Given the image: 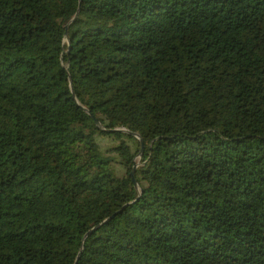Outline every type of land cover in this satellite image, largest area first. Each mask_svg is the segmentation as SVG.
<instances>
[{"label":"trees","instance_id":"16d2710c","mask_svg":"<svg viewBox=\"0 0 264 264\" xmlns=\"http://www.w3.org/2000/svg\"><path fill=\"white\" fill-rule=\"evenodd\" d=\"M0 264H264V0H0Z\"/></svg>","mask_w":264,"mask_h":264},{"label":"water","instance_id":"95a60500","mask_svg":"<svg viewBox=\"0 0 264 264\" xmlns=\"http://www.w3.org/2000/svg\"><path fill=\"white\" fill-rule=\"evenodd\" d=\"M95 122H96V124H97V126L100 128V129H103L102 127H101V125H100V123L97 121V120H95ZM123 131H126V130H124V129H122ZM128 134H130V135H132V136H135V137H137L138 138V136H137V134H135V133H133V132H130V131H126ZM140 144H141V147H140V152L142 151V141L140 140ZM135 167H136V164L135 165H133V169H132V171L130 172V174H131V178H132V180H133V183H134V185L135 186H137V183H136V181H135V179H134V169H135ZM111 216H113V215H111ZM111 218V217H110ZM109 219V218H108ZM108 219H106V220H108ZM105 220V221H106ZM105 221H103V222H105ZM102 223H99L98 225H96L95 227H93L92 229H90L89 231H88V233L89 232H92L93 230H95L96 228H98L100 225H101Z\"/></svg>","mask_w":264,"mask_h":264},{"label":"rangeland","instance_id":"374dc122","mask_svg":"<svg viewBox=\"0 0 264 264\" xmlns=\"http://www.w3.org/2000/svg\"><path fill=\"white\" fill-rule=\"evenodd\" d=\"M98 140L100 141V143L102 144L103 147L104 146L106 147V145L108 143L107 139H100L99 138ZM135 159H136V163L139 164V157H136ZM115 168H116L117 174H121L122 173V170H121V168L119 166H115Z\"/></svg>","mask_w":264,"mask_h":264}]
</instances>
